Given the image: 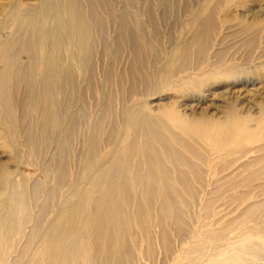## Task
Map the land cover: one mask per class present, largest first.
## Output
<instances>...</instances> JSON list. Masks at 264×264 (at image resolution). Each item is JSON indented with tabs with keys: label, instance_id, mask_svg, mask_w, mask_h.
Segmentation results:
<instances>
[{
	"label": "rangeland",
	"instance_id": "rangeland-1",
	"mask_svg": "<svg viewBox=\"0 0 264 264\" xmlns=\"http://www.w3.org/2000/svg\"><path fill=\"white\" fill-rule=\"evenodd\" d=\"M17 1L0 0V38L6 44L18 30L10 8ZM48 1L51 7L39 19L42 57L52 41L54 16L74 20L71 0H61L58 9L56 1ZM92 1V8L83 1L89 27L106 25L102 38L93 34V55L72 27L60 35L62 52L76 60L65 67L80 71L69 101L58 89L54 106L66 127L61 139L72 144L65 158L77 161L71 174L62 175L55 145L46 153H31L23 141L10 143L2 128L7 141L0 140V173L7 170L11 184L0 188V264H211L229 255L247 259L244 264H264V247L256 257L251 254L264 242V0ZM22 2L23 8L39 4ZM208 18L213 19L209 45L199 56L195 35ZM35 24L33 19L27 31ZM3 50L4 44L0 55ZM108 95L117 102L116 131L108 136L107 126L99 146L95 133L105 125ZM21 100L6 105L20 126L28 116ZM135 113L149 117L138 141L151 138V150L168 177L155 184L131 176V186L98 187L114 204L113 210L105 209L109 224L101 234L88 189L99 179L101 166L114 167L117 159L127 168L130 156L124 147L134 137L128 123ZM164 120L170 127L161 126ZM197 120L213 123L216 134L225 126L236 129V139L244 144L228 143L225 156L210 155L185 127ZM70 128L76 130L74 139L68 138ZM258 136L263 139L255 141ZM40 140L35 135V147L42 146ZM141 156L148 169L149 157ZM208 160L216 170L213 176L206 175ZM154 184L163 189L164 200L147 197Z\"/></svg>",
	"mask_w": 264,
	"mask_h": 264
},
{
	"label": "bare ground",
	"instance_id": "bare-ground-1",
	"mask_svg": "<svg viewBox=\"0 0 264 264\" xmlns=\"http://www.w3.org/2000/svg\"><path fill=\"white\" fill-rule=\"evenodd\" d=\"M37 1L39 2L38 5H31L30 7L27 5L25 8L22 7V0H18L16 5L12 2L10 8H12L13 13H16V15H13L17 20L18 30L16 31L14 36L15 38L12 42L9 41V43L6 44V40L2 42L0 38V45L4 44V50L1 51L0 55L2 63L0 68V140L6 144L7 140L5 136L7 135L10 143L19 144L20 141H23V143H26L27 146L31 148V153H33V151L36 152L37 150L40 153H46L50 145H55L58 151L57 158L60 160L64 159L65 161L64 165L60 160L58 162L61 167L62 175L66 177L67 174H71L74 164L77 161L75 159L65 158V155H68L72 149V144L68 141L64 142L61 139V132L64 131L66 127L63 124V116L55 110L54 106L60 99V96L56 94L58 93V89L61 90V93L65 96V102L67 103L69 101L72 92L75 90L74 87L77 83L80 71L77 70L75 72L71 67H65V62H68V64L71 62L76 63V60L75 58L69 57L62 52V39L60 35L72 27L74 29V37L81 42L80 45L83 44L88 55L92 56L94 52L91 48L92 43L94 42L93 34L97 35V39L98 37L102 38L104 36L103 34L105 32L106 25L101 27L95 25L93 28L89 27L82 13L84 0H71L74 20L61 19L54 16V21L52 23L53 29L49 33V38L51 37L52 41L49 39V45L44 54L45 57H42L38 55L41 51L40 44L43 39L40 36L43 29H40L39 19L45 18V12L51 7V4L48 0ZM54 1H56L57 9L60 8L61 0ZM86 1H88L89 8H92L93 1ZM162 3L169 5V2L166 0H162ZM172 5L177 8L176 2L172 3ZM104 6L106 10H110L112 7L111 3L108 1L104 2ZM124 16L125 13L123 14V17ZM33 19H36L34 29L27 31V27ZM212 20V18L205 20L200 32H197L195 35L198 40L197 51H199V56H201V53L205 52V48L209 45L208 37L210 35V24ZM6 26L8 27V25ZM187 48L184 49L185 52H187ZM24 59L26 60L24 61ZM229 71H232V75L234 73H238L239 75L237 68H229ZM122 83L123 77L121 76L120 84ZM192 85H196V82H193ZM39 89H41V91ZM18 98L22 99V105L26 108L28 114L21 126L13 111L6 106L10 99L14 104H18ZM120 100L122 102L124 97L121 96V98H119V101ZM115 104H117V102L113 95H108L103 100L105 111L102 114V117L105 120V125L102 127L100 134L97 130L95 133V141L99 146L101 142L100 140L98 141V139L101 138V133L107 126H109L108 136L113 135L116 131L115 128L113 129V127H115V121L113 118V109ZM34 114H36V117L38 118L36 123L33 121ZM172 118H176L175 113ZM148 119L149 117L146 114L135 113L131 116L128 124H130L133 130L130 135L134 137L129 139L128 144L124 147V151H126L128 156H130L127 168H122L120 166V161L117 159H115L114 167L110 165L101 166L100 172H98V174H100L99 179L95 184L92 183V186L88 189V191L92 193V196L95 197L97 204L96 212L100 214L97 226L98 231L95 230V228L94 230L101 234H103V230L109 224L106 222L107 220L103 218L106 214L105 209L113 210L114 204L109 198L100 193L98 187L102 188L105 185L110 187L112 185V187L116 189L120 185L131 186L133 183L131 176L138 177L146 181H153L155 184H160L162 180H165L168 177V174L162 168L161 160L158 159L155 153L151 150V138H148L146 141L142 140L141 143L138 141L141 137V127ZM236 120L234 115L231 114L230 121L236 122ZM212 124L213 123H210L209 121L207 123H203L198 120L189 121V123L185 124L187 129L190 128L193 130L195 139L199 141L200 144L205 143V149L210 155L214 157L225 156L226 151H222V149L228 143H232L234 147H240L244 144V141L236 139V129L230 126H225L216 134L211 129ZM161 126L170 127L165 120L161 122ZM212 127L214 126L212 125ZM2 128L5 129V136L2 133ZM35 135H38L41 138L40 141L42 146L39 145L35 147ZM75 135V128H70L68 131V138L74 139ZM259 137L260 136L256 137L258 139L256 140L255 138V141H261L263 139L262 136V139H259ZM248 142L251 143L252 140H249ZM136 143L139 145H136ZM182 153L183 152H176V155H180ZM141 154H146L150 159L148 169L147 163L142 158ZM171 162L177 163L178 160L171 158ZM205 164L208 166L206 175L213 176L216 171L215 168L210 164L209 160ZM5 171L0 173L1 190L7 189L11 184L10 181L6 179L8 174ZM117 182L119 184H117ZM155 184V189L151 190L152 187H149V189L146 190L147 197L149 199H153L156 195V198L159 196L160 200H164L165 194H162L163 189L157 188ZM37 191L38 190H35L32 193L37 194ZM87 194L88 193H86V195ZM49 195V192L44 195V201H49ZM102 204H104L103 207ZM109 217L111 218V216ZM108 220L110 219L108 218ZM64 236L67 237L65 234ZM260 247H264V242L256 244L253 247V251L251 252L253 257L258 255ZM246 248L251 249L252 247L246 246ZM237 259L238 258L234 255H229L223 259L213 260L211 264H244L246 263L245 260H247L244 258L242 260L238 259V261Z\"/></svg>",
	"mask_w": 264,
	"mask_h": 264
}]
</instances>
